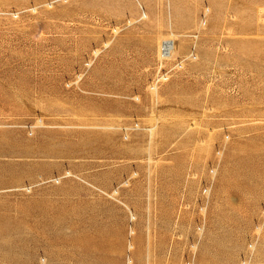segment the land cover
I'll list each match as a JSON object with an SVG mask.
<instances>
[{"label": "rangeland", "instance_id": "rangeland-1", "mask_svg": "<svg viewBox=\"0 0 264 264\" xmlns=\"http://www.w3.org/2000/svg\"><path fill=\"white\" fill-rule=\"evenodd\" d=\"M128 263L264 264V0H0V264Z\"/></svg>", "mask_w": 264, "mask_h": 264}, {"label": "bare ground", "instance_id": "bare-ground-1", "mask_svg": "<svg viewBox=\"0 0 264 264\" xmlns=\"http://www.w3.org/2000/svg\"><path fill=\"white\" fill-rule=\"evenodd\" d=\"M175 47L176 46H174V41L171 38L162 39L159 45V49H158L159 57L161 59L172 57L173 54L175 53Z\"/></svg>", "mask_w": 264, "mask_h": 264}]
</instances>
